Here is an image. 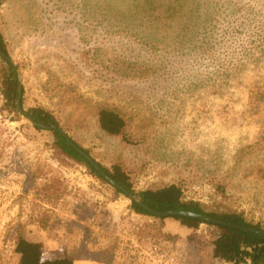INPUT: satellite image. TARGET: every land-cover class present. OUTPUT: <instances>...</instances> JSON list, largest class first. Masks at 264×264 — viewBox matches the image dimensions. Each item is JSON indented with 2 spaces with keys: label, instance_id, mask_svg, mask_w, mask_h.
<instances>
[{
  "label": "rangeland",
  "instance_id": "374dc122",
  "mask_svg": "<svg viewBox=\"0 0 264 264\" xmlns=\"http://www.w3.org/2000/svg\"><path fill=\"white\" fill-rule=\"evenodd\" d=\"M264 0H6L0 31L24 88L136 190L180 184L187 199L264 226ZM208 37L211 44H207ZM238 60L233 71L227 59ZM9 64L0 57L1 64ZM118 109L125 134L100 126ZM54 130L12 111L0 88V264L20 231L107 264H227L216 227L167 232L174 217L132 200L55 147ZM178 223L179 220H177Z\"/></svg>",
  "mask_w": 264,
  "mask_h": 264
},
{
  "label": "trees",
  "instance_id": "16d2710c",
  "mask_svg": "<svg viewBox=\"0 0 264 264\" xmlns=\"http://www.w3.org/2000/svg\"><path fill=\"white\" fill-rule=\"evenodd\" d=\"M4 1L6 0H0V7ZM257 35L258 38L253 39V41L259 42L258 52H260V54L264 57V29H262ZM207 44H211V38L209 37ZM0 49L9 54L1 31ZM227 60L232 66L233 71L240 70L242 68V65L238 62V60L231 58ZM20 84L21 80L17 70L10 64L5 65L2 63L0 70V88L4 94L7 105L14 112H19L17 107V98ZM25 113L31 120L36 122L45 123L47 125H57L58 129L54 130L56 138L55 147L63 155L74 162L87 166L90 173L103 183H110L70 144L69 139L73 138L61 128L60 121L52 110L43 105H36L29 107L25 110ZM99 122L101 128L109 135L121 136L125 134L127 121L122 113L114 107H102L99 111ZM75 143L90 153L88 149L84 148L77 141H75ZM99 164L104 171L110 174L119 183L134 192L146 204L158 211L178 209L191 210L237 225L264 230V226L261 223L248 219L243 211L233 208H212L202 201L187 199L184 188L178 183H171L158 188L136 190L129 173L121 166L115 165L113 168H109L100 162ZM115 191L118 194H124L120 189L115 188ZM132 208L137 213L152 215L137 201L132 202ZM174 218L193 229H199L203 224L216 227L218 232L212 242L213 254L216 258L222 259L231 264H264V235L224 225L205 223L204 221L196 218ZM15 241V251L20 255L18 264H74L75 258L69 254H65L60 258H47L45 256L44 244L30 239L21 231L17 233Z\"/></svg>",
  "mask_w": 264,
  "mask_h": 264
},
{
  "label": "water",
  "instance_id": "95a60500",
  "mask_svg": "<svg viewBox=\"0 0 264 264\" xmlns=\"http://www.w3.org/2000/svg\"><path fill=\"white\" fill-rule=\"evenodd\" d=\"M0 57H2L7 63L12 65L16 70L17 66L14 60L10 57L9 54L4 52L2 49H0ZM23 95H24V88L22 83L19 85L18 89V98H17V107L20 110V112L23 114V116L30 121V123L38 128L41 129H50V130H57L58 126L57 125H47L45 123L41 122H36L34 120H31L28 115L25 113V110L23 108ZM70 144L80 153L82 154L88 161L89 163L97 170L99 171L104 178L110 182L111 185H113L115 188L120 189L125 195H127L132 201H137L139 204L144 207L149 213H151L154 216L157 217H189V218H196L201 221H204L205 223H212L216 225H224L236 229H241L244 231H249V232H255L264 235V230H259L255 229L252 227H247L243 225H237L234 223H230L221 219H217L214 217H211L207 214L191 211V210H168V211H158L148 204H146L142 199H140L134 192L130 191L127 187L123 186L121 183H119L116 179H114L110 174H108L106 171H104L99 164V162L90 154L88 153L85 149L80 147L73 139H69Z\"/></svg>",
  "mask_w": 264,
  "mask_h": 264
},
{
  "label": "crops",
  "instance_id": "0c3cea01",
  "mask_svg": "<svg viewBox=\"0 0 264 264\" xmlns=\"http://www.w3.org/2000/svg\"><path fill=\"white\" fill-rule=\"evenodd\" d=\"M180 222V221H179ZM177 224H179V231H176V232H180V233H186L188 234L189 232V227L182 224V223H178V221H168V228H167V232L168 233H172V225L174 226H177ZM34 241H39V242H42L44 244V249H45V256L47 258H60V257H63L65 254H66V251H62L61 250L59 251L57 248L53 249L52 251L49 249V245H48V242L44 239H33V238H30ZM20 260V259H19ZM74 264H107L105 262H102L100 260H95V259H79V258H75L74 260ZM227 264H231V263H227Z\"/></svg>",
  "mask_w": 264,
  "mask_h": 264
}]
</instances>
